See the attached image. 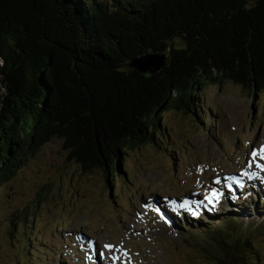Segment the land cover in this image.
Wrapping results in <instances>:
<instances>
[{
    "label": "trees",
    "instance_id": "1",
    "mask_svg": "<svg viewBox=\"0 0 264 264\" xmlns=\"http://www.w3.org/2000/svg\"><path fill=\"white\" fill-rule=\"evenodd\" d=\"M148 53L166 64L131 66ZM225 81L264 92V0H0V184L52 138L122 184V153L169 145L168 111L207 123L201 92ZM240 211L196 222L213 264L258 260Z\"/></svg>",
    "mask_w": 264,
    "mask_h": 264
},
{
    "label": "rangeland",
    "instance_id": "2",
    "mask_svg": "<svg viewBox=\"0 0 264 264\" xmlns=\"http://www.w3.org/2000/svg\"><path fill=\"white\" fill-rule=\"evenodd\" d=\"M201 102L207 123L168 111L169 145L122 153V184L68 159L62 139L40 146L0 184V264H213L221 252L196 222L240 210L264 264V159L251 156L264 145V92L225 81Z\"/></svg>",
    "mask_w": 264,
    "mask_h": 264
},
{
    "label": "water",
    "instance_id": "3",
    "mask_svg": "<svg viewBox=\"0 0 264 264\" xmlns=\"http://www.w3.org/2000/svg\"><path fill=\"white\" fill-rule=\"evenodd\" d=\"M166 54L148 53L132 60L131 66L140 72L154 73L166 64Z\"/></svg>",
    "mask_w": 264,
    "mask_h": 264
},
{
    "label": "snow or ice",
    "instance_id": "4",
    "mask_svg": "<svg viewBox=\"0 0 264 264\" xmlns=\"http://www.w3.org/2000/svg\"><path fill=\"white\" fill-rule=\"evenodd\" d=\"M251 156H252V158H253V161H255L256 157H258V156H259L261 159H264V145H262L258 150H255V149H254V150L252 151V153H251ZM253 161H250V162H249V167H252ZM256 167H258V168L264 170V164H262V163H257V164H256ZM212 196L215 198L216 202L219 201V198H220V194H219V193L213 191ZM209 202H210V203L212 202V198H209ZM185 206H186V204H185V205H181V207H185ZM105 248L112 249V248H113V245H111V244H106V245H105ZM113 259H114V260H115V259H118V257H114Z\"/></svg>",
    "mask_w": 264,
    "mask_h": 264
},
{
    "label": "bare ground",
    "instance_id": "5",
    "mask_svg": "<svg viewBox=\"0 0 264 264\" xmlns=\"http://www.w3.org/2000/svg\"><path fill=\"white\" fill-rule=\"evenodd\" d=\"M252 177V176H251ZM92 260H94V258L92 259ZM94 262V261H93ZM96 262H97V260H96ZM96 262H94V263H96Z\"/></svg>",
    "mask_w": 264,
    "mask_h": 264
}]
</instances>
